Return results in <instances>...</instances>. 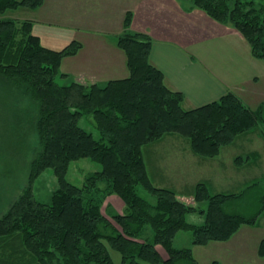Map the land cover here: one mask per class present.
Here are the masks:
<instances>
[{"label":"trees","instance_id":"16d2710c","mask_svg":"<svg viewBox=\"0 0 264 264\" xmlns=\"http://www.w3.org/2000/svg\"><path fill=\"white\" fill-rule=\"evenodd\" d=\"M192 2L215 21L233 26L249 42L253 56L264 60V0ZM43 4L44 0H0V15L21 7L36 10ZM131 23L128 13L126 30L117 40L127 56L129 77L87 86L57 82L63 60L75 56L80 43L53 50L33 34L31 21H0V77L24 88L39 103L41 151L32 165L30 186L0 219V242L20 237L29 257L23 264H115L111 250L121 254L122 264H197L192 248L174 247L179 232L191 231L194 246L227 242L243 226L258 223L264 213V187L258 183L240 194L215 195L206 184H199L198 206L179 199L172 190L152 186L145 146L179 134L189 139L196 154L214 158L264 119L232 93L184 110L183 94L169 90L163 73L151 64L152 38L132 32ZM86 117L99 139L79 126ZM85 158L101 164L102 170L82 186L69 183L70 165ZM47 169L54 170L59 188L50 203H43L32 188ZM139 186L156 202L141 197ZM111 195L123 200L125 212L108 219L101 201ZM248 196L256 197L253 215L236 211ZM204 202L205 210L199 206ZM197 212L205 215V222L188 223L187 215ZM148 227L153 237L147 235ZM259 255L264 258V240Z\"/></svg>","mask_w":264,"mask_h":264},{"label":"rangeland","instance_id":"374dc122","mask_svg":"<svg viewBox=\"0 0 264 264\" xmlns=\"http://www.w3.org/2000/svg\"><path fill=\"white\" fill-rule=\"evenodd\" d=\"M79 1L46 0L45 2L44 0V7L41 6L40 8H37L35 14H32L33 9L21 7L17 10H10L4 15H0V21L9 19L21 21L24 18H31L39 22H48V15L52 14V16L56 18L55 20H52L53 22H58L56 20H59L62 25L66 23V27H59L50 26L48 23L36 22L33 32V34L43 37L42 43L45 46H56L62 50L73 42H76L80 43L82 48L84 46L86 49V54H84V56L79 55L76 58V55L82 50L81 48L75 56H70L63 60V65H61L62 68H60V75L57 77V82L60 85H70L77 78H80V71H78L79 68L81 66L87 67L89 65L88 58L90 55L88 54H90V52L87 51H91L92 53L95 52L99 56L110 55L106 44H104L105 40L113 38H117L118 40V38L124 33L126 30L124 21L128 13L132 14L133 21V13L128 12L126 16H124L125 19H123L122 31L117 35L105 36L102 33H105L104 30L106 29H94L95 26L92 25L90 28L94 29L93 31H79L75 29L78 14L80 13L81 16H86L88 18H92V16L95 15L93 13L94 9H90L89 7L85 8V5L89 4L87 0H82L83 3H79ZM179 1L189 5L190 10L195 9L197 12L199 11L201 14L215 21L204 10L196 7L192 0ZM94 4L95 6H98L95 1ZM92 7H94V5ZM121 7H117L116 10L113 9L115 12L108 9L106 13H102L103 17H98V20L97 18L95 20L100 22L104 21L105 24L109 25L112 32H114V16L116 19H119L120 16H123L124 14L121 12ZM82 11H84V14ZM201 18H204V16ZM84 25L87 26L86 24ZM130 30L132 32L137 31L132 28V23ZM93 32H96V34ZM58 41L63 42L62 45L57 43ZM120 51L123 50L120 49ZM116 59L119 61L118 65L120 68L117 64H107V66L102 64L101 66H95L102 74L97 77L100 86H104L106 81L110 79L109 77H111V75H115L112 79H115L116 77L120 78V76H122L121 73H123V66L120 65L121 59L118 57ZM108 72L111 73L105 75V73ZM62 73H66L65 75H67V77H62ZM129 75L127 77H129ZM83 80L89 81L88 78ZM75 82L78 81L76 80ZM79 83L87 86L90 85L83 83L82 81ZM88 119L89 118L87 117L81 119L79 126L87 132L92 133L96 139H99L100 136L94 123L90 121L91 119ZM38 120L39 103L34 100L31 94H29L24 88L0 77V219L9 212L30 186L32 165L41 151V143L37 129ZM253 134V137L246 138V141H248L247 143L245 140L241 141V139H244L243 137H245V135H242L237 138L236 144L226 147L224 150V166H227L226 169L229 171L228 173H230L232 168L236 169L240 174L245 170H250V175L247 178L239 176L238 179L241 182H237L236 185L234 182H231L228 187L224 188L225 185H221L214 181H212V183L208 182L205 179L207 177L204 176H208V173L203 171L204 166H207L208 169L211 168L214 172L219 171L222 159L217 157L209 158L196 154L191 147L189 139L179 134H168L144 147L143 156L145 155L144 162L150 183L155 188L174 191L179 199L195 206H198L195 202V193L199 184L208 182L210 184V192L213 195L217 193H240L246 188V186L257 181L264 185V169L262 166L258 168L256 165L257 161L255 162V160L260 157V153L256 152L257 155L252 156L249 155V153L243 154L244 152L240 151L241 149L246 151L248 149L259 151L264 149V123H261L256 131L254 130ZM249 135H252V133ZM156 149L158 151L157 156L155 155ZM189 149H192L191 151L199 158L196 156V158L193 159ZM239 156H242L241 158L244 159L250 157L248 158L249 164L241 168L240 166L235 168L233 164ZM159 160H161V165ZM235 165L237 166L236 163ZM231 166L232 168H230ZM159 167L161 169H159ZM101 170V164L88 158L80 159L70 165L67 173V180L71 184L82 186L90 175L100 172ZM243 176L245 177V173ZM58 188L59 182L54 170L47 169L33 182L32 189L37 200L43 203H50L52 196ZM138 193L141 197L151 203L156 202V197L143 186L138 187ZM250 197L251 196H248L244 199L243 202H246V204L240 203L237 206V212L244 215L254 214L255 203L252 201L255 202L256 197H253L252 199H250ZM251 202L252 204H250ZM101 203L103 204L102 213L106 217L111 216L112 214H117V209L123 211L122 214L125 212V204L123 200L116 195L102 198ZM121 205L122 207H120ZM199 206L201 209L205 210L208 208V203L204 202L199 204ZM186 219L190 224L201 225L205 222V215L200 212L191 213L187 215ZM147 235L153 237L150 227L147 229ZM263 240L264 213L260 216L258 223L254 226H243L242 231L240 233L238 232L237 236H234L227 242H212L206 246H194L193 233L191 231H182L177 234L174 240V247L179 250L192 248L193 256L197 264H264V258L259 255V251V256H257L256 251V247H258V250L260 249ZM158 249L164 257H168L162 247H158ZM26 253V249L24 248L20 237L15 236L14 238H9L0 242V264H23L29 259L28 256H25ZM111 254L115 264H122V256L120 253L111 250Z\"/></svg>","mask_w":264,"mask_h":264},{"label":"crops","instance_id":"0c3cea01","mask_svg":"<svg viewBox=\"0 0 264 264\" xmlns=\"http://www.w3.org/2000/svg\"><path fill=\"white\" fill-rule=\"evenodd\" d=\"M80 1L79 3H83L82 0ZM87 1L89 4H86L87 6L85 5V8L89 7L90 9H94L93 13L95 15L92 16V18H88L86 16H81L79 13L75 29L85 32L93 31L94 29H106L104 30L106 34L102 33L103 35H117L122 31L123 19H125L124 16H126L128 12H132V28L134 30L136 29V32L150 36L153 40V47L150 55L151 64L163 73L165 85L169 90L183 94L184 110L190 111L215 103L221 100L226 94L232 93L236 95L245 106L264 119V60H259L253 56L249 42L233 26L217 23L201 14L199 11L197 12L195 9L190 10L189 5L179 0ZM94 1L97 2L98 6H95ZM93 5L94 7H92ZM117 7H121V12L124 14L120 16L119 19H116L114 16L115 31L112 32L108 24H105L104 21L100 22L97 20L98 17H103V12L106 13L108 9L116 10ZM114 10L113 12H115ZM36 11L33 10L32 14H35ZM82 12L84 14V11ZM48 16V22L45 20V22H39L31 18H24L21 21H31L33 23V32L36 22L48 23L50 26H67L66 23L62 25L59 20H56L58 22H53L52 20L56 18L52 16V14ZM202 16H204V18H201ZM96 18L97 20H95ZM91 25L95 26V28H90ZM93 33L96 34V32ZM38 37L41 38L42 42L43 37ZM116 41L117 38H113L105 40L104 42L110 55L99 56L95 52L92 53L91 51H87L90 52V54H88L90 55V59L88 58L89 65L79 68L80 78L76 79L78 82L82 81L86 84H99L97 77L102 74L95 66H101L102 64L104 66H107V64L118 65L119 61L116 59L117 57L121 59L120 65L123 66L122 76L112 79L115 75H111L106 83L112 80L128 78L129 70L127 67V56L117 47ZM57 43L62 45L63 42L58 41ZM45 47L53 50H60V48L56 46L49 47L48 45ZM84 54H86V49L83 46L82 50L76 55V58L79 55L84 56ZM109 73L111 72L105 73V75ZM85 78H88L89 81H84L83 79ZM256 129L257 128L242 134L245 135V137H243L244 139H241V141H246V138L253 137V132L254 130L256 131ZM251 133L252 135H249ZM237 138L232 144L223 147L219 156H217V158L222 159L219 171L214 172L211 168L208 169L207 166H204L203 171H206L208 176L203 175L207 177L205 179L208 182L212 183V181H214L221 185H225L224 188H226L231 182H234L235 185L237 182L240 183L241 181L238 179L239 176L247 178L250 175V170H245L240 174V172L232 168V166L230 167L232 168L230 173H228L229 171L226 169L227 166H224V150L226 147L236 144ZM247 142L248 141H246V143ZM191 150L189 149L194 159L197 155ZM240 151L244 152L243 154L249 153V155L252 156H256V152H259L260 157L258 159L255 158V162L257 161L256 165L258 168L262 166L264 169V149L262 151L255 149H248L246 151L241 149ZM157 154L158 151L156 149L155 155L157 156ZM241 157L242 156H239L238 159H236L235 163L237 166L235 163L233 164L235 168L238 166L241 168L249 164L248 158L250 157H247V159ZM159 163L161 165V160H159ZM159 169L161 168L159 167ZM244 173L245 177L243 176ZM208 182L198 183H204L209 187L210 184ZM256 183L263 185L261 182H254L246 186L240 193ZM120 207H122V205ZM116 211H118V214L123 213L120 209ZM241 231L242 228L239 233ZM237 235L238 233L235 236ZM256 251L257 256H259L258 247H256Z\"/></svg>","mask_w":264,"mask_h":264}]
</instances>
